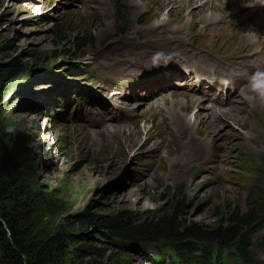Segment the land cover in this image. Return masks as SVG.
Here are the masks:
<instances>
[{
	"label": "rangeland",
	"instance_id": "374dc122",
	"mask_svg": "<svg viewBox=\"0 0 264 264\" xmlns=\"http://www.w3.org/2000/svg\"><path fill=\"white\" fill-rule=\"evenodd\" d=\"M149 1L0 0V47L9 40L13 44L0 54V65L16 59L26 68L17 80L4 83V99L0 102V138L5 143L2 156L16 159L23 166V182L42 196L49 225L86 210L99 215L119 211L139 214L178 199L183 201L181 220L187 225H214L232 215H246L253 206L256 215L263 211L256 198L260 194L264 198L262 138H252L235 149L230 145L240 139L234 134L226 135L225 144L223 138L211 141L216 150L220 145L231 150L218 154L226 166H231L228 171L223 164L213 169L212 163L193 162L188 144L192 168L184 171L177 164L178 145L165 136L166 123L162 120L176 108L182 94L215 100L226 96L223 81L201 83L207 77L196 71L193 55H166L162 47L172 35H186L188 41L202 47L207 44L208 51L190 52L215 56L228 64L243 50L234 39L225 40L219 48L210 45L209 41L216 40L211 35L204 39L207 21L219 16V8L199 7L197 1L190 0H157L163 5L149 12ZM253 1L251 8L263 4L262 0ZM248 15L250 11L219 25L237 36L250 34L254 23L247 21ZM160 34L170 37L156 39ZM76 39H81L83 46L77 45ZM145 42L153 48L144 50L146 59L142 63L137 56H114L118 46ZM259 42L257 50L263 52L264 38ZM49 62H56L54 68L64 73L54 77L37 73L40 70L27 74L33 63L42 66ZM23 80L28 84L21 83ZM149 85L158 87L155 92L159 94L152 100L147 97L151 93ZM164 94L167 99L159 100ZM80 97L81 105L74 108ZM192 108L189 120L197 111L206 114L201 108ZM263 108L247 107L241 123L260 129ZM147 111L153 112L145 123L147 130L151 128L149 137L145 135L149 131L143 130L142 117ZM235 120L227 119L234 129L226 125L220 131L240 134ZM116 127L123 128V135L112 129ZM128 128L133 135L139 129L144 134L135 143L136 137L125 136ZM205 133L200 128L198 136ZM241 133L245 135V131ZM121 141L124 153L117 147ZM248 229L250 244L255 246L249 251L264 264V249L257 246L264 242V214ZM127 247H106V255H111L116 264H145L143 247ZM230 264L238 262L232 259Z\"/></svg>",
	"mask_w": 264,
	"mask_h": 264
},
{
	"label": "trees",
	"instance_id": "16d2710c",
	"mask_svg": "<svg viewBox=\"0 0 264 264\" xmlns=\"http://www.w3.org/2000/svg\"><path fill=\"white\" fill-rule=\"evenodd\" d=\"M75 41L80 45L82 40ZM12 45L6 41L0 54ZM25 69L16 59L0 65V102L4 83L17 80ZM4 145L0 138V264H116L106 255V247L123 246L143 247L145 264H230L232 259L260 264L249 251L255 246L250 244L248 227L264 214L262 194L256 197L260 214L253 206L246 215H232L210 226L184 223L181 199L139 214L99 215L86 210L52 226L45 219L49 214L42 196L23 182V166L2 156ZM257 246L264 249V242Z\"/></svg>",
	"mask_w": 264,
	"mask_h": 264
},
{
	"label": "bare ground",
	"instance_id": "6f19581e",
	"mask_svg": "<svg viewBox=\"0 0 264 264\" xmlns=\"http://www.w3.org/2000/svg\"><path fill=\"white\" fill-rule=\"evenodd\" d=\"M163 1L165 3L167 2V0H161V2ZM190 1H197L199 7H207L210 5V7L213 6L215 9L219 8V10H221L218 11L220 14L219 16H216V19L207 21L209 22L208 28H206L203 33V37L205 40H208L210 35L211 38L216 39L213 42L209 41L210 45L218 46L219 48L225 40L234 39L236 44L243 50V53H241L237 57L230 58V62L228 64L220 61L215 56L206 57L197 53H191L190 51L192 50L208 51L206 49V46L208 45L204 44V47H202L195 43H191L190 40L188 41L186 39V35H172L171 37L167 34L156 35L158 37L156 39H166L170 37L162 47L164 48V50H166L167 56L174 57L178 55H193V62L195 64L196 71L202 75H205L207 79H209V81H213L217 84H219L220 81H228L227 86L225 88L222 87L226 91L224 100H215L210 97V99L196 98L189 97L188 94H182L184 95V97H182L181 95V100L176 101V108L172 111H168V118H162V120L166 123V128H163L164 134L166 137L169 136V139L172 142L176 143V145H178L179 161L177 162V164L184 171H186L187 168H192V165L190 163L191 159L188 158V144H191L189 153L193 162L197 164L205 162L212 163L213 169L220 168L223 164L225 170L228 171L231 169H229V167L231 166H226L225 161L222 160V158H219L218 154L230 152L231 150L226 149V145H217L218 150H216L212 147L213 145L211 141H216L223 138L224 140H221V142L222 144H225L228 143L225 140L226 135L234 134L238 139H240V141L229 145L230 147L235 149V147L242 146L244 142L252 138V141L258 139L259 137L264 140V108L262 109L261 114L263 121L260 125V129H258L256 126L253 127V129L248 128L246 126V123H241L240 121V119L247 114V111L245 110L247 107H250L251 109L264 107L263 105L261 107V105H259V102L253 99L255 94L249 88L250 76L258 70H264V51L262 52L260 50H257V47L260 45L259 38H264V32L261 33L259 28L262 27L264 31V0H262V5L256 4V6L253 8L249 6L251 0ZM253 2L258 3L259 0H255ZM162 5L163 4H159L157 0H150L149 2H147L149 12L153 11V7ZM221 6L223 7L221 8ZM248 11H250L251 15H248L247 21H249L250 23H254V29L250 34L237 36L234 31H223V26L219 25V23L227 21V19L229 18H236V15L247 14ZM159 25L160 24L158 23L156 27H159ZM216 28H219V30L223 32H217L215 30ZM145 43V45L125 44L124 46H118L117 53L114 56L117 58L121 56H129L131 58L137 56L139 63H142L146 59V52L144 50L147 48H153V45H149L150 43ZM148 57L150 58L149 54ZM206 87H208V85ZM174 94L175 93L170 95L171 98L172 96H174ZM164 99H167V94H164L161 96V98H159V100ZM197 102L198 105L200 103L205 104L204 107H199L197 105ZM77 105L80 106L81 101H79L78 104H75V106ZM196 107L204 110L206 114H201L197 111L196 113L192 114V120H189L187 117L191 111V108L195 109ZM133 108H138V105H134ZM152 114L153 112L149 111L142 113L143 130L149 131V133L147 132L148 134H145L147 135V137L151 136L152 132L151 128L147 130L145 123L149 121V119L152 117ZM230 117L236 118V126L238 127L240 134H237V132H229V130L223 132L220 131V128L226 125H229L230 128L234 129V126L232 127L231 124H229L227 121V119ZM200 128H203L204 131H206L205 135H203V137L201 138L198 136ZM112 129H114L115 131H119V134L123 135V128L116 127ZM246 129L248 130V133L246 132ZM241 130L245 131V135L241 133ZM216 131L218 132L216 133ZM140 134H144L140 132V129L137 130L133 135V132H131V130L128 128L125 136H127L128 138L136 137L134 140V142L136 143L140 138ZM198 138L200 139V141L198 140ZM162 141L165 140L162 139ZM168 143L169 142H166V144ZM122 146L125 147V144H123V142L121 141V143L117 147H119V151H122L124 153L125 149ZM153 172L155 173L156 170H154Z\"/></svg>",
	"mask_w": 264,
	"mask_h": 264
},
{
	"label": "clouds",
	"instance_id": "9594fccd",
	"mask_svg": "<svg viewBox=\"0 0 264 264\" xmlns=\"http://www.w3.org/2000/svg\"><path fill=\"white\" fill-rule=\"evenodd\" d=\"M223 83L227 86L228 81L225 80ZM249 88L255 94L253 99L264 104V70H258L250 76Z\"/></svg>",
	"mask_w": 264,
	"mask_h": 264
},
{
	"label": "water",
	"instance_id": "95a60500",
	"mask_svg": "<svg viewBox=\"0 0 264 264\" xmlns=\"http://www.w3.org/2000/svg\"><path fill=\"white\" fill-rule=\"evenodd\" d=\"M56 64V62H49V63H44L42 66H37V65H33V67L29 68V70L27 71V74H29L30 72L34 71V73L38 70H40V72L37 73H47V76H51L54 77L53 75H62L64 72L60 69H55L54 65ZM21 83H23L24 85L28 84L25 83V80L21 81Z\"/></svg>",
	"mask_w": 264,
	"mask_h": 264
}]
</instances>
